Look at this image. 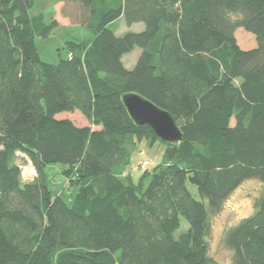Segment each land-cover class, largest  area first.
I'll use <instances>...</instances> for the list:
<instances>
[{"label": "trees", "instance_id": "1", "mask_svg": "<svg viewBox=\"0 0 264 264\" xmlns=\"http://www.w3.org/2000/svg\"><path fill=\"white\" fill-rule=\"evenodd\" d=\"M58 1L89 37L47 63L37 42L57 22L31 16L34 0H0V264H220L209 221L247 181L258 196L225 235L226 264H264V0ZM119 18L143 29L117 36ZM127 94L165 110L181 139L136 125ZM75 111L88 125L58 118ZM142 140L165 148L135 181L126 168ZM15 152L33 162V182ZM56 165L76 175L72 199L47 186Z\"/></svg>", "mask_w": 264, "mask_h": 264}, {"label": "rangeland", "instance_id": "2", "mask_svg": "<svg viewBox=\"0 0 264 264\" xmlns=\"http://www.w3.org/2000/svg\"><path fill=\"white\" fill-rule=\"evenodd\" d=\"M40 12H43L45 16V22L56 21L57 28L52 32L51 36L46 41L37 42V51L42 61L47 63H55L58 60V55L65 56L66 53L63 50L64 42L71 39H86L88 33L73 23L71 17V8L61 3L58 0H34V6L29 11L31 16H34ZM112 27L115 29L117 36H121L126 32H139L143 29V25L133 24L128 27L123 18H119ZM242 35V34H241ZM240 35V42L246 43L247 48L253 47L252 39L242 37ZM242 38V39H241ZM140 49L135 48L130 53L123 56V65L127 69H131L138 56ZM58 118H67L73 121L77 126L88 125L87 121L78 111L69 113L63 112L58 115ZM165 145L160 141H157L154 146L150 147L144 140L137 141L135 150L131 154L127 172H130L135 181L144 172H152L153 169L161 162L162 153ZM24 156V157H23ZM13 164L23 172H27V169H34L36 173V179L38 178L37 170L31 161V159L23 152L14 153ZM148 162V166L143 167V163ZM63 169L62 165L47 167L44 172L46 174L47 186L53 195H60L63 199H72L77 188L74 187L73 181L76 177L75 174L64 176L61 173ZM33 171V170H30ZM22 182V176L20 177ZM189 191L193 197L199 200V196L193 186L188 185ZM259 186L255 181H247L242 184L237 190H235L231 196L223 203L221 209L213 214L210 218L209 234L206 241L208 245L209 254L220 264H226L229 262L231 252L225 245V235L227 231L238 224V222L252 214L253 201L258 196ZM187 225L184 221L181 223V229L179 232L185 230Z\"/></svg>", "mask_w": 264, "mask_h": 264}, {"label": "water", "instance_id": "3", "mask_svg": "<svg viewBox=\"0 0 264 264\" xmlns=\"http://www.w3.org/2000/svg\"><path fill=\"white\" fill-rule=\"evenodd\" d=\"M122 102L133 122L148 125L159 140L176 143L181 139L179 127L165 110L137 94L124 95Z\"/></svg>", "mask_w": 264, "mask_h": 264}, {"label": "built area", "instance_id": "4", "mask_svg": "<svg viewBox=\"0 0 264 264\" xmlns=\"http://www.w3.org/2000/svg\"><path fill=\"white\" fill-rule=\"evenodd\" d=\"M16 153H18V152H16ZM23 154H25V153H23ZM146 166H148V162H144L143 163V167L145 168ZM23 170L20 169V176H22V179H23V181L25 183L33 182L36 179L35 178L36 177V173H35L34 169L29 168V169H27V172L26 171L23 172ZM30 170H33V171H30Z\"/></svg>", "mask_w": 264, "mask_h": 264}]
</instances>
